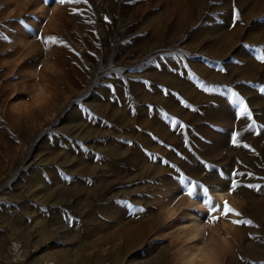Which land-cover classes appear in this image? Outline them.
Returning a JSON list of instances; mask_svg holds the SVG:
<instances>
[{"label": "rangeland", "instance_id": "obj_1", "mask_svg": "<svg viewBox=\"0 0 264 264\" xmlns=\"http://www.w3.org/2000/svg\"><path fill=\"white\" fill-rule=\"evenodd\" d=\"M0 32V264H264V0H0Z\"/></svg>", "mask_w": 264, "mask_h": 264}, {"label": "snow or ice", "instance_id": "obj_2", "mask_svg": "<svg viewBox=\"0 0 264 264\" xmlns=\"http://www.w3.org/2000/svg\"><path fill=\"white\" fill-rule=\"evenodd\" d=\"M44 4H48L49 0H43ZM55 3H58L59 5L63 6L66 4H79V3H87V0H55ZM73 13H75V9L72 10ZM233 27H235V22L240 19V13L238 10L234 8L233 11ZM36 19V18H34ZM19 23L21 25H24L27 27L25 24L24 20H20ZM38 39L40 37H37ZM0 40L2 41H9V37L7 35H4L2 32H0ZM42 42L44 44H57V43H63L62 41H58L55 37H49L47 39H43ZM257 59L260 60L261 63H264V56H258ZM261 92H264V87L260 89ZM231 103L238 108V116H245L248 115L249 119L251 118V114L249 112V109L244 102V100L238 96L235 92L231 93ZM187 106V105H185ZM175 123V122H174ZM237 135L234 133L232 135V143L235 146H238L237 144ZM247 147V145H245ZM236 175V173H234ZM181 183H185V181L182 179ZM197 187H199L197 185ZM249 188H256L257 191H259V188L254 185H247ZM238 188V184L235 181H232L230 184V189H229V194L232 192H235ZM205 196H207L208 189L205 188L203 189ZM189 197H192L194 195L192 188H188L187 193ZM204 203L208 206L209 209V219H208V224L215 226L221 217L227 219L229 215H233L236 217H240L241 213L233 209L231 206H229V203L227 201L223 202V206L213 203L210 198H206L204 200ZM131 211L135 213L143 212L144 209L139 208V209H131ZM231 223L234 226H239V225H252L251 220H241V219H236V220H231ZM208 233H204V236L207 237ZM193 247L198 248L199 250L196 251L194 254H192L189 259L187 260V264H213L212 261V256H211V248L209 247L208 244L201 242L198 245H194Z\"/></svg>", "mask_w": 264, "mask_h": 264}, {"label": "bare ground", "instance_id": "obj_3", "mask_svg": "<svg viewBox=\"0 0 264 264\" xmlns=\"http://www.w3.org/2000/svg\"><path fill=\"white\" fill-rule=\"evenodd\" d=\"M222 196H219V198H221ZM171 203L167 204V207L170 206ZM200 202L197 203L196 208H199ZM168 209V208H167ZM201 212V211H198ZM189 216V220L188 222L191 224L188 230V234L190 236H198L202 233L203 231V227L205 226V218L200 216L199 214H188ZM191 216V218H190ZM187 235V237L189 238L190 236ZM195 252L189 254V256L186 258L185 262L189 259V257L194 254Z\"/></svg>", "mask_w": 264, "mask_h": 264}, {"label": "clouds", "instance_id": "obj_4", "mask_svg": "<svg viewBox=\"0 0 264 264\" xmlns=\"http://www.w3.org/2000/svg\"><path fill=\"white\" fill-rule=\"evenodd\" d=\"M185 264H187V261L185 262Z\"/></svg>", "mask_w": 264, "mask_h": 264}]
</instances>
